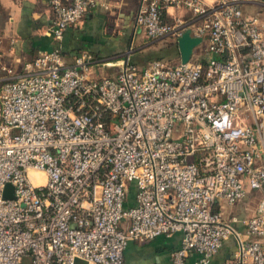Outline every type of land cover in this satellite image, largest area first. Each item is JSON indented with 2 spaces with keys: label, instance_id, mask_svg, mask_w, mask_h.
<instances>
[{
  "label": "built area",
  "instance_id": "obj_1",
  "mask_svg": "<svg viewBox=\"0 0 264 264\" xmlns=\"http://www.w3.org/2000/svg\"><path fill=\"white\" fill-rule=\"evenodd\" d=\"M247 1L142 0L134 23L150 41L201 38L184 63L138 67L126 53L93 77L89 53L53 49L5 69L0 264H123L128 240L174 232L170 264L190 251L208 264L229 237L226 264H264V24L242 13ZM97 2L48 0L52 37ZM246 191L259 192L254 214L223 217Z\"/></svg>",
  "mask_w": 264,
  "mask_h": 264
},
{
  "label": "crops",
  "instance_id": "obj_2",
  "mask_svg": "<svg viewBox=\"0 0 264 264\" xmlns=\"http://www.w3.org/2000/svg\"><path fill=\"white\" fill-rule=\"evenodd\" d=\"M141 2L142 0H98L95 6L84 12L77 25L67 27L61 38L56 40L50 34L53 14L48 0H0V75L5 74V69H11L14 73L20 72L24 64L32 61L41 51L58 49L65 61H71L78 53L87 52L92 56V64L101 62L102 65L113 68L109 75L113 76L121 58L127 53L121 54V49L125 44L131 45L135 39L134 36L137 35L139 39L135 45L136 48L132 49L141 53L148 52L149 46L142 43L146 37L142 29L134 23V15ZM242 13L245 16L256 15L264 24L263 1H247L242 6ZM113 15L116 16L113 17ZM126 23L130 28L127 30V36L124 30L122 34L119 32ZM108 25L114 26L115 30L108 31ZM262 33L264 36V29ZM125 36L127 38L131 36L129 40L131 42L124 40ZM168 38L170 42L176 44L172 37ZM130 51L131 49L127 55ZM105 62L113 63V65L104 64ZM248 194L246 191L245 195ZM133 195V186H130L124 208L134 204ZM250 195L253 198L251 212L254 213L259 192L250 191ZM238 206L237 201L232 206H224L223 217L235 215L233 210ZM127 223V218H122L119 221V228L125 230ZM180 241L179 232L144 241L128 240L122 252L123 264H170L171 253L178 248ZM234 251L235 242L229 237L222 241L208 264H226ZM197 259V253L190 251L185 258V264H196ZM27 262L28 257L24 256L23 263ZM75 264L85 263L76 259Z\"/></svg>",
  "mask_w": 264,
  "mask_h": 264
},
{
  "label": "rangeland",
  "instance_id": "obj_3",
  "mask_svg": "<svg viewBox=\"0 0 264 264\" xmlns=\"http://www.w3.org/2000/svg\"><path fill=\"white\" fill-rule=\"evenodd\" d=\"M115 16L116 15H113V17H115ZM125 25L126 26L123 29H119V32L122 34L123 33L122 31L124 30V33L127 36V33H128L127 30L130 28L128 27V25H129L128 23H126ZM107 27H108V31L115 30L114 26H112V25L111 26L108 25ZM130 38H131V36H130ZM130 38L128 36V38L126 37L124 40H128L127 42L129 43V42H131V41H129ZM134 38L135 39L131 42V45L125 44L124 48L121 49L122 50L121 54H124L125 52L128 53V51L131 49V51L129 52L127 57H128L130 62L133 59L135 61V65H137L138 67L145 66L153 60H160V61H163L165 63H176L177 62L176 57L172 58L174 56V48L170 46L169 38L156 40V41H150L147 38L144 39V41L142 43L147 44L149 46L147 53L146 52L141 53V52L137 51L136 49H132V48H136L135 45H137L139 37H137V35H136V36H134ZM192 57H194L198 60H201V58L203 57V54H202V52H199L198 50H196V52L194 53V55ZM102 62H104V61H102ZM113 70H114L113 68H108L107 66L102 65V63L100 62L97 64H92L91 75H94L95 77H102L105 75L109 76ZM0 76H2V75H0ZM247 192L249 194L244 195V197L242 199L237 201L239 206L236 207L235 210H233V212H235V215L237 214L236 216L239 218H245V217H248V216H251L254 214L251 212L253 198L250 195V191H247ZM235 203H233V204H235Z\"/></svg>",
  "mask_w": 264,
  "mask_h": 264
},
{
  "label": "water",
  "instance_id": "obj_4",
  "mask_svg": "<svg viewBox=\"0 0 264 264\" xmlns=\"http://www.w3.org/2000/svg\"><path fill=\"white\" fill-rule=\"evenodd\" d=\"M264 2V0H261ZM201 42L200 37L190 35L188 30H185L176 39V46L178 50V60L184 63L189 60L194 48ZM3 195L5 198H11V186L5 184L3 189ZM76 261V260H75ZM75 264V262H74Z\"/></svg>",
  "mask_w": 264,
  "mask_h": 264
},
{
  "label": "trees",
  "instance_id": "obj_5",
  "mask_svg": "<svg viewBox=\"0 0 264 264\" xmlns=\"http://www.w3.org/2000/svg\"><path fill=\"white\" fill-rule=\"evenodd\" d=\"M169 44H170L171 47L174 48V56L172 58L176 57V59H178V51H177L176 44L174 42H169ZM213 58L216 59V60H222L223 59L222 56L216 55V54L213 55ZM153 61H155V60H153ZM201 62H202V64H204L205 63V59L201 58ZM131 63L135 64V61L132 59Z\"/></svg>",
  "mask_w": 264,
  "mask_h": 264
}]
</instances>
